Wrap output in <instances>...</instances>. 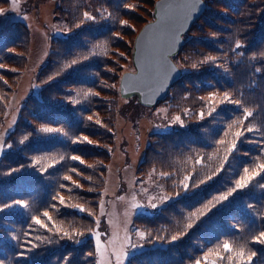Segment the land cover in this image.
<instances>
[{"label": "trees", "instance_id": "obj_1", "mask_svg": "<svg viewBox=\"0 0 264 264\" xmlns=\"http://www.w3.org/2000/svg\"><path fill=\"white\" fill-rule=\"evenodd\" d=\"M54 1L66 33L49 37L46 59L34 76L37 89L23 99L3 137L0 264H95L90 233L116 114L126 104H140L135 96H120L119 78L133 69L134 36L152 19L155 0ZM204 2L171 55L180 74L156 102L168 104V114L180 120L147 134L135 166L137 178L152 175L173 199L152 213L134 214L143 247L124 264H264V244L256 239L264 231V175L219 199L245 168L258 171L264 164V0ZM8 4L0 0V10ZM29 37L23 21L0 26V123L26 66ZM121 99L127 102L120 107ZM33 217L47 227L34 224Z\"/></svg>", "mask_w": 264, "mask_h": 264}, {"label": "rangeland", "instance_id": "obj_2", "mask_svg": "<svg viewBox=\"0 0 264 264\" xmlns=\"http://www.w3.org/2000/svg\"><path fill=\"white\" fill-rule=\"evenodd\" d=\"M54 6V0H15L14 4L9 0L3 15H0V26L11 20H20L28 26L30 33L26 66L0 123V153L5 149L3 137L12 127L23 99L37 89L34 76L46 59L49 37L66 33L63 20L54 11ZM126 102V99H121L119 106ZM167 106L165 102L151 106L136 103L126 104L117 111L114 141L101 189L100 211L95 217L96 226L90 233L95 245V264H117V255L121 256L124 264L130 254L143 247L144 234L132 223L134 214L152 213L173 199L152 175L139 179L135 172L148 141L147 134L169 129L179 121L175 119L176 115L168 114ZM101 219H104V224ZM133 244L138 247L131 248ZM125 252L129 253L127 257L123 256Z\"/></svg>", "mask_w": 264, "mask_h": 264}, {"label": "water", "instance_id": "obj_3", "mask_svg": "<svg viewBox=\"0 0 264 264\" xmlns=\"http://www.w3.org/2000/svg\"><path fill=\"white\" fill-rule=\"evenodd\" d=\"M204 7V0H155L152 19L134 36L133 69L123 71L119 78L121 97L135 96L140 104L151 106L166 95L180 74L171 55Z\"/></svg>", "mask_w": 264, "mask_h": 264}, {"label": "snow or ice", "instance_id": "obj_4", "mask_svg": "<svg viewBox=\"0 0 264 264\" xmlns=\"http://www.w3.org/2000/svg\"><path fill=\"white\" fill-rule=\"evenodd\" d=\"M14 3H15V0H13V4H14ZM129 7H131V6L129 5ZM0 15H3V11H2V10H0ZM84 15H85V17H86L87 19H94V17L89 16V14H88L87 12H85ZM121 24H122V25H126V24H127V21H121ZM237 47H240V45H237ZM208 59H209V60H212V59H214V58H213V57H208ZM72 63L75 64L76 61L73 60ZM193 67L195 68L196 65H193ZM213 99H214V97H213ZM224 100H226V101L229 100V97H228L227 93H225ZM232 102H234V103H236V104H239V103H240L239 101H232ZM213 110H214V109H213ZM246 115H247V116H250L251 113L248 112V113H246ZM201 116H203V113H201ZM88 119L91 120L92 117L89 116ZM175 119H176V120H180V117H176ZM97 123H100V121H97ZM42 131H44V132H49V133H50V132H53L54 129H52V128H44V129H42ZM247 131H248V132H252L253 129H252V128H248ZM235 135H236L237 137H240L241 135H243V133H241V132H237ZM84 140H85V141H88V143H91V141L88 140V137H84ZM221 143H223V141H221ZM235 147H236V141L233 140V142H232V147L228 148V151L231 152ZM72 159H73V160H79L80 158L77 157V156H73ZM37 163H38V161H37ZM261 175H264V164H260V165L258 166V171H257V170H254V171H251V172H250L248 168H245V169H244V174H243V176H241L238 180H236V182H235V186H234L233 188H231L229 191H227L224 195L220 196L219 199H220L221 201H223V200H227L229 197H231V196H232L235 192H237L238 190H243V189L247 188V187L249 186L250 182H251L255 177H257V176H261ZM65 179H66V180H67V179H70V177H65ZM185 179H188V178L186 177ZM209 179H211V177H210ZM184 188L187 189V188H188V185H187V184H184ZM165 199H167V198H165ZM63 202H64V201H63V198L61 197L60 203H63ZM15 204H16V205L24 206V205H22V202L19 201V200H17V201L15 202ZM12 206H13V205L5 204V205H4V208H9V207H12ZM152 207L155 208L156 205L153 204ZM44 216H45V217H48V219L51 220V217L49 216V213H48V212H44ZM33 223L36 224V225H39L41 228H46V227H47V225H46V224H45L40 218H38V217H33ZM191 227H192V224H189V225H188V228H191ZM64 235H65V236H68V233H64ZM142 238H143V236H142ZM177 239H178V236H176V235H173V236L171 237V241H176ZM256 239H257V241H258L260 244H264V231H261L260 234H259V236H258ZM136 247H138V245H135V244L131 245V248H136ZM223 247H224V250H225L226 252H230V251H231L230 245H229L227 242L224 243ZM128 255H129L128 252L123 253V256H124V257H127ZM209 255H211V253H210ZM236 255H237L238 258H240L241 260H243V257H244V253H243V251L238 252ZM253 255H255V253H253ZM116 259H117V264H123V261H122L120 255H117ZM232 259H233V257H232L231 255L228 256V260H229V261H231ZM248 259L251 260V257H249ZM196 264H201V261L197 260V261H196Z\"/></svg>", "mask_w": 264, "mask_h": 264}]
</instances>
